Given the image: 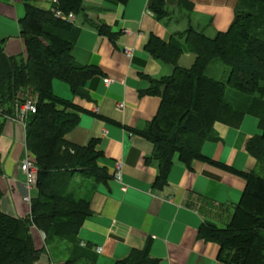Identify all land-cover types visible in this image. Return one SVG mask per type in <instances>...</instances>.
Segmentation results:
<instances>
[{"label": "crops", "instance_id": "obj_1", "mask_svg": "<svg viewBox=\"0 0 264 264\" xmlns=\"http://www.w3.org/2000/svg\"><path fill=\"white\" fill-rule=\"evenodd\" d=\"M47 1L49 6L44 8L53 5ZM151 1L84 0V10L74 14L79 29L74 58L99 71L87 81L83 96L74 95L58 79L53 89L82 108L78 125L66 138L77 145L98 140L97 150L102 154L97 164L105 177L77 174L74 178L77 195L89 200L90 209L75 243H47L46 234L32 226L35 245L42 250L36 264H65L81 254L94 258L93 264H114L141 258L143 253L158 264H225L219 260L220 244L206 237L204 226L229 224L247 180L205 160L195 159L188 166L179 154L174 155L165 180H159L154 143L142 131L161 105V97L151 90L153 82L170 75L173 66L154 56L146 44L150 35L169 42L190 26L208 36L226 31L239 0H185L189 3L184 7L179 5L181 0H166L169 14L163 19L150 9ZM25 13L24 0H0L1 53L26 56L20 26ZM203 18L206 24L200 23ZM101 24L117 34L114 39L99 32L97 25ZM195 58L185 52L179 63L189 67ZM2 110L0 106V207L6 214L30 218L31 201L24 197L32 198L36 189L27 187L21 164L28 156L34 161V156L17 109L15 115ZM214 132L215 137L202 147L206 157L261 175L256 158L246 148L249 139L261 133L257 117L246 114L239 126L217 122ZM118 162H122V181L115 178ZM59 251L62 255L56 254Z\"/></svg>", "mask_w": 264, "mask_h": 264}, {"label": "trees", "instance_id": "obj_2", "mask_svg": "<svg viewBox=\"0 0 264 264\" xmlns=\"http://www.w3.org/2000/svg\"><path fill=\"white\" fill-rule=\"evenodd\" d=\"M184 3L189 2L181 0L179 5ZM24 4L26 13L20 26L27 54L15 57L0 52V106L4 113L15 115L17 105L29 97L36 99L37 112L26 118V142L38 177L30 218L6 214L0 207V264H36L42 250L35 245L32 226L46 234L47 243H75L90 209L89 200L73 191V179L77 174L105 177L97 164L102 154L97 150L99 141L77 145L66 138L78 125L82 108L53 89L58 79L69 85L74 95L83 96L87 81L99 71L75 60L73 49L79 29L73 19L53 11L55 6L65 14H78L84 10V0H58L50 8L34 0H24ZM150 9L159 19L169 14L166 0H152ZM97 27L110 38L117 35L106 24ZM146 48L173 66L170 75L153 82L151 90L161 97V105L149 127L142 131L154 143L159 180L167 177L175 154L188 166L195 159L205 160L245 177L247 187L229 224L220 228L208 223L205 234L220 244L219 260L223 263L264 264V175L232 169L202 152L204 142L215 137L217 122L239 126L244 116L251 114L258 118L261 133L250 138L246 148L264 172V0H239L230 27L214 37L190 26L174 34L169 42L150 35ZM185 52L196 55L190 67L179 63ZM217 61L227 67L224 77L206 73L211 64L218 68ZM229 87L234 90L229 92L235 101L228 98ZM94 261L81 254L65 264ZM114 264L158 261L143 253L141 258Z\"/></svg>", "mask_w": 264, "mask_h": 264}, {"label": "built area", "instance_id": "obj_3", "mask_svg": "<svg viewBox=\"0 0 264 264\" xmlns=\"http://www.w3.org/2000/svg\"><path fill=\"white\" fill-rule=\"evenodd\" d=\"M58 0H53V4H57ZM53 11L55 12V14L57 16H63L65 18L68 19H73L74 14L73 13H69V14H65L61 9L53 6ZM106 82L109 81V79H105ZM120 107H124L125 104L124 103H120L119 105ZM37 112V101L36 99L29 97L25 100V102L21 105H17V118L24 123V126H26V116H28L29 114H33ZM21 169L24 172L25 176H26V183H27V187L29 189H33L36 186L37 183V175H38V167L35 164L34 161H31V159L29 158V156L22 162L21 164ZM115 178L118 181H122V162H118L116 170H115ZM24 199L26 201H31V197L29 196H25ZM102 248H98V251H101Z\"/></svg>", "mask_w": 264, "mask_h": 264}, {"label": "rangeland", "instance_id": "obj_4", "mask_svg": "<svg viewBox=\"0 0 264 264\" xmlns=\"http://www.w3.org/2000/svg\"><path fill=\"white\" fill-rule=\"evenodd\" d=\"M53 1V0H52ZM37 5H39V6H42V7H48L49 6V2L47 1V0H40L39 2H35ZM184 7V6H183ZM187 9V8H186ZM206 22H207V19L205 20L204 18H203V21L202 20H200V23H205L206 24ZM215 36V35H214ZM214 36H211V37H214ZM192 56H196L193 52H189ZM217 65H218V68H216L215 66V64H211L209 67H208V69L206 70V73L207 74H210V75H214L215 77H224V75H225V73H224V71L226 70V68H225V66L223 65V63H221L220 61H217ZM190 67V66H189ZM63 86H66V85H63ZM229 90H232V91H234L231 87H229L228 88V98L230 99V100H233V101H235V98H234V95H233V93L232 92H229ZM259 173H261V175H264V172L262 171V172H259ZM75 178V177H74ZM78 178H81V176H77L76 177V179H78ZM74 180V179H73ZM77 181V180H76ZM74 192H76L77 190L74 188V190H73ZM54 242H59V241H56V240H54ZM56 250L57 249H55V252H56ZM56 254H60V255H62L61 254V251H59L58 253H56Z\"/></svg>", "mask_w": 264, "mask_h": 264}]
</instances>
